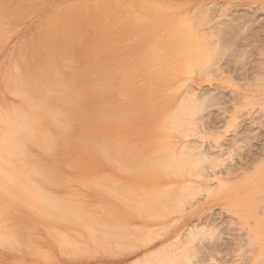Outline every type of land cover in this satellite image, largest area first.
<instances>
[{
	"label": "rangeland",
	"instance_id": "374dc122",
	"mask_svg": "<svg viewBox=\"0 0 264 264\" xmlns=\"http://www.w3.org/2000/svg\"><path fill=\"white\" fill-rule=\"evenodd\" d=\"M202 5L204 0H0V111L12 105L36 114V127L51 136L41 146L18 134L23 151L7 158L5 169L21 165L40 195L28 207L10 197L9 185L0 188V264L264 263V128L249 131L251 117L264 118V1L228 0V10L220 5L216 12ZM230 12L246 17L231 31L208 34L219 45L208 38L204 43L205 16L221 13L214 17L221 20ZM180 37L198 42L182 39L199 59L192 54L196 60H186L190 46ZM181 45L188 49L185 61ZM19 80L50 85L44 104L53 119L25 106ZM169 113H179L181 121L165 138L175 159L158 178L144 145L159 138L155 125ZM115 151L120 160L106 156ZM31 165L37 172L32 177ZM124 186L142 208L118 217L105 206L116 205ZM44 194L76 206L90 226L105 216L114 231L105 237L100 229L88 234L84 226H70L71 219L52 222L37 212L44 209L37 201Z\"/></svg>",
	"mask_w": 264,
	"mask_h": 264
},
{
	"label": "bare ground",
	"instance_id": "6f19581e",
	"mask_svg": "<svg viewBox=\"0 0 264 264\" xmlns=\"http://www.w3.org/2000/svg\"><path fill=\"white\" fill-rule=\"evenodd\" d=\"M228 0H204V5H208V4H210V5H208V6H210V8L213 10V11H215L216 10V8H217V6H222L223 5V3H225V2H227ZM235 1V0H234ZM247 1V0H246ZM256 1H260V0H256ZM264 0H262V2H263ZM196 3V2H195ZM202 3V2H201ZM230 3V2H229ZM236 3V2H235ZM257 3H259V2H257ZM231 4V3H230ZM248 4V3H247ZM204 5H202V7H204ZM228 5V4H227ZM227 5H225V6H227ZM234 5V4H233ZM207 6V7H208ZM230 6V5H229ZM240 6V5H239ZM244 6V5H243ZM261 6V5H260ZM260 6L258 7L259 9H260ZM263 6V5H262ZM223 8H224V5L222 6ZM250 7H253V6H249L248 8H250ZM255 7L257 8V6L255 5L254 6V11L255 12H257L256 14L258 15V10H255ZM201 8V7H200ZM204 8H206V7H204ZM203 8V9H204ZM223 8H222V10H223ZM202 9V10H203ZM219 9H221V7H219ZM224 9H226V7L224 8ZM234 9V8H233ZM236 9V8H235ZM237 9H238V7H237ZM236 9V10H237ZM241 9H244V8H241ZM252 9V10H253ZM226 10H228V9H226ZM230 10V9H229ZM236 10H234V11H236ZM240 10V9H239ZM263 10H264V7H263ZM205 11V13H207V11L206 10H203V12ZM212 11V12H213ZM234 11H231V12H234ZM262 11V10H261ZM208 12H210V11H208ZM216 12V11H215ZM227 12V11H226ZM230 12V14L227 16L226 14L228 13H226L225 14V16H227V18L225 19V17L224 18H222L223 20L225 19V21L224 22H222V19L220 20V19H215V18H217L218 16H220L221 15V13H219V15L217 16V17H215V16H213V13H211L209 16L207 15V16H205V18L203 19V21L205 22V25H207V27L205 28V30L203 29V33L205 34V35H207V37H206V40L204 39V38H202V39H204L205 40V42L204 43H206V41H207V38L209 37V36H212L213 38H214V35H219V34H221V33H223L224 31H225V29H228V31H229V29H230V31H231V28H234L235 27V25H236V23L237 24H241V22H240V20H239V18H243V16H244V13H242V14H239V15H237V14H232ZM244 12H245V10H244ZM253 12V11H252ZM252 12H250L251 14H252ZM255 12H253V13H255ZM264 12V11H263ZM218 13V12H217ZM241 13V12H240ZM246 13H247V11H246ZM245 13V14H246ZM215 14V13H214ZM223 14H224V12H223ZM249 14V13H248ZM250 14V15H251ZM235 15H237V16H235ZM247 15V14H246ZM250 15H248V16H250ZM211 16H213V17H211ZM255 16V15H254ZM259 16H260V12H259ZM134 17V16H133ZM143 17V16H142ZM145 17V16H144ZM143 17V18H144ZM162 17H163V14H162ZM164 17H165V15H164ZM215 17V18H214ZM221 17V16H220ZM223 17V16H222ZM246 16H244V18H245ZM136 17H134L133 18V20L135 19ZM139 18V17H138ZM137 18V19H138ZM241 18V19H242ZM248 18V17H247ZM255 18H257V16H255ZM140 19H141V16H140ZM171 19V18H170ZM173 19V18H172ZM249 19H251V16L249 17ZM260 19V18H259ZM263 19V18H262ZM146 20H147V18H146ZM152 21H150V22H146L147 24H149V23H151V22H153V19H151ZM156 20V19H155ZM157 20H159V18L157 19ZM156 20V21H157ZM163 20V19H162ZM167 20H168V18H167ZM181 20V19H180ZM179 20V21H180ZM256 20V19H255ZM154 22L153 23V25L155 26V23L157 24V26H158V23L157 22ZM164 21V20H163ZM176 20L174 19V21L173 22H175ZM182 21V20H181ZM242 21H244L243 19H242ZM168 22V21H167ZM169 22H170V20H169ZM172 22V21H171ZM183 22V21H182ZM164 23V22H163ZM176 23H178L177 21H176ZM152 24V23H151ZM160 24V23H159ZM172 24V23H171ZM175 24V23H174ZM174 24H172V25H174ZM179 24V23H178ZM150 25V24H149ZM175 25H177V24H175ZM204 25V24H203ZM202 25V26H203ZM259 25V24H258ZM144 26V24L141 26V28ZM151 26V25H150ZM153 26V27H154ZM159 26H163V25H159ZM158 26V27H159ZM180 26V25H179ZM182 26V25H181ZM184 26V25H183ZM237 26V25H236ZM261 26V25H260ZM145 27V26H144ZM156 27V26H155ZM154 27V29L156 30V28ZM160 27V28H161ZM169 28H170V26H168ZM171 27H174V26H171ZM176 27H178V26H176ZM147 28V27H146ZM149 28V27H148ZM148 28H147V30H148ZM165 28V27H164ZM164 28H162V29H164ZM186 28H187V26H186ZM204 28V27H203ZM238 28V27H237ZM236 28V29H237ZM263 28V27H262ZM150 29V28H149ZM151 29H153V28H151ZM153 29V30H154ZM161 29V30H162ZM172 29V28H171ZM174 29H176V28H173V31H174ZM236 29H235V31H236ZM146 30V31H147ZM159 30V29H158ZM166 30V29H165ZM240 30V29H239ZM257 30V29H256ZM144 31V30H143ZM149 31V30H148ZM145 32V33H149V32ZM169 30H167V32H168ZM176 31V30H175ZM185 31H186V29H185ZM188 31V30H187ZM187 31H186V33H187ZM171 32V31H170ZM254 32H256V31H254ZM264 32V31H263ZM166 33V32H165ZM169 33V32H168ZM176 33V32H175ZM178 33V32H177ZM203 33H202V31L200 32V35L202 36L203 35ZM230 33H232V32H230ZM238 33H239V31H238ZM238 33H236V35L238 34ZM251 33V32H250ZM252 33H253V30H252ZM251 33V34H252ZM172 34V33H171ZM170 34V35H171ZM174 34V33H173ZM184 34H185V32H184ZM208 34H209V36H208ZM226 34H227V32H226ZM226 34H225V36H226ZM255 34V36H256V34H257V32L256 33H254ZM253 34V35H254ZM169 35V34H168ZM199 35V37H196L195 38V40L197 41V38L199 39V41L201 40V36ZM233 35H235L234 34V32H233ZM232 35V36H233ZM235 35V36H236ZM240 35V34H239ZM239 35H237L238 37L237 38H239ZM177 36H178V34H177ZM197 36V35H196ZM221 36V35H220ZM223 36V35H222ZM221 36V37H222ZM246 36H248V35H246ZM260 36V35H259ZM259 36H257V38L259 37ZM170 37V36H169ZM174 37H176V35L174 34L173 35V38ZM187 37V36H186ZM192 37V36H191ZM203 37H204V35H203ZM212 37H210L211 38V40H209V38H208V41L210 42V43H214V45H219V43H218V41H216L215 40V42H213L214 40H212L213 38ZM172 38V37H171ZM184 38V37H183ZM182 37H180L179 38V40L180 41H182L183 42V40H185L186 38H184L183 39ZM217 38H219V36H217ZM226 38H228V36H226ZM229 38H230V36H229ZM232 38V37H231ZM234 38V37H233ZM250 38V37H249ZM248 38V39H249ZM256 38V40H258ZM262 38H264V36L262 37ZM261 38V39H262ZM183 39V40H182ZM222 39H223V37H222ZM235 39V38H234ZM240 39L241 38H239V41H240ZM191 40V39H190ZM189 40V38L187 39V41L189 42L190 41ZM194 40V42H196ZM232 40V39H231ZM236 40H238V39H236ZM236 40L235 41H233V42H236ZM247 40V39H246ZM250 40H251V38H250ZM249 40V42L251 43V41L252 40H254V39H252L251 41ZM263 40V39H262ZM175 41V38H174V40H173V45L176 43V41ZM179 41V42H180ZM186 41V40H185ZM184 41V42H185ZM186 41V42H187ZM192 41V40H191ZM203 41V40H202ZM220 41V40H219ZM223 41H225V40H223ZM227 41V40H226ZM225 41V42H226ZM255 41V40H254ZM178 42V41H177ZM182 42H180L181 44H184V42L182 43ZM193 42V41H192ZM193 42V43H194ZM208 42V43H209ZM228 42V41H227ZM238 42V41H237ZM255 42H257V41H255ZM189 43H191V42H189ZM198 42H196L195 44H197ZM218 43V44H217ZM232 43V42H231ZM238 43H240V42H238ZM257 43H261V42H259V40H258V42ZM257 43H254V44H257ZM177 44V43H176ZM175 44V45H176ZM203 44V43H202ZM226 44V43H225ZM225 44H224V46H225ZM194 45V44H193ZM221 45H223V43L221 44ZM227 45V44H226ZM238 45V44H237ZM237 45H235V43H234V47L235 46H237ZM177 46V45H176ZM175 46V47H176ZM178 46H179V49H177V50H180V44H178ZM186 45L184 44V47H185ZM190 46V44L188 45V47ZM192 46V45H191ZM191 46L188 48L187 46V48L189 49H187V48H185V49H187L188 50V52H189V54H190V52L191 51H193V48L191 49ZM195 47H196V45H194ZM245 46V45H244ZM244 46L242 47V49L241 48H239V49H235V50H243V48H244ZM253 46V47H252ZM251 46V50L250 51H252L254 48H256L257 49V47H254L255 45H252ZM257 46V45H256ZM174 47V48H175ZM193 47V46H192ZM228 47V46H227ZM230 47V46H229ZM241 47V46H240ZM173 48V51L175 50L176 51V49H174ZM176 48H178V47H176ZM232 48H233V46H232ZM246 48V47H245ZM181 49H183L180 53H181V55H179V56H182V59H183V56H186V55H182V53H183V51L184 52H186L187 53V50L185 51L184 50V48H183V45H181ZM195 49V48H194ZM227 49V48H226ZM260 49V48H259ZM264 49V48H263ZM246 50V49H245ZM174 51V52H175ZM220 51V50H219ZM230 51V50H229ZM234 51V50H233ZM232 51V52H233ZM246 51H248V50H246ZM250 51H249V54H250ZM254 51H255V49H254ZM261 51H263V50H261ZM173 52V53H174ZM195 52V51H194ZM231 52V51H230ZM244 52V51H243ZM260 52V51H259ZM245 53V52H244ZM252 53V52H251ZM257 53H258V50H257ZM179 54V53H178ZM178 54H176L177 55V57H179L178 56ZM193 53H191L190 55H192ZM196 53H194L193 55H195ZM218 54V53H217ZM239 54V53H238ZM243 53H241L240 55H242ZM259 54H261L262 55V53L260 52ZM173 55V54H172ZM193 55L192 56H189L188 54H187V57H185L186 58V60H187V58L188 57H191V59L190 60H196V57L199 59V57H201L200 55H198L197 54V56L195 57V59H193L192 57H193ZM223 55V54H222ZM224 55H226L225 53H224ZM236 56H237V54H235ZM258 55V54H257ZM264 55V54H263ZM199 56V57H198ZM212 57H213V55H211ZM239 56V55H238ZM173 58H172V60L174 61V59H175V55L174 56H172ZM215 57V56H214ZM180 59H181V57H179ZM217 58V57H216ZM215 58V59H216ZM222 58V57H221ZM177 59V61H178V64H179V60H178V58H176ZM181 59V60H182ZM220 59V58H219ZM180 60V61H181ZM184 60V59H183ZM218 60V59H217ZM235 60H237V59H235ZM234 60V61H235ZM172 61V62H173ZM185 61V60H184ZM188 61V60H187ZM218 61H220V60H218ZM228 61V60H227ZM234 61H233V64H235L234 63ZM245 61V60H244ZM244 61H241L242 63L244 62ZM251 61V60H250ZM249 61V62H250ZM208 62V61H207ZM246 62V61H245ZM174 63H176L177 64V62L176 61H174ZM173 63V64H174ZM193 63V62H192ZM192 63H189L190 65L192 64ZM229 63H231L230 61H229ZM240 62H238V64H239ZM259 63H261L260 61H259ZM176 64H174L173 66L170 64L169 66H172V67H174ZM181 64L183 65L184 64V62L182 63V61H181ZM228 63H226V64H224V66H226ZM245 64V63H244ZM258 65V64H257ZM262 65V64H261ZM177 66L178 65H176L174 68H175V70H176V68H177ZM181 66V65H180ZM179 66V67H180ZM236 66V65H235ZM238 66V65H237ZM250 67L251 66H253V65H249ZM259 66V65H258ZM168 67V66H167ZM171 67V68H172ZM190 66H188V68H189ZM215 67L217 68V66L215 65ZM215 67H213V68H215ZM219 67H220V65H219ZM241 67V66H240ZM150 68V67H149ZM209 68V67H208ZM246 67H244L243 69H245ZM259 68H261L260 66H259ZM168 69H170V67L168 68ZM167 69V70H168ZM240 69H242V68H240ZM239 69V70H240ZM261 69H263V68H261ZM247 70V69H246ZM206 71H207V69H206ZM242 71V70H241ZM263 71H264V69H263ZM208 72H210V71H208ZM252 72V71H251ZM238 73H240V72H238ZM243 73V72H242ZM264 73V72H263ZM245 74V73H244ZM42 77V76H41ZM262 78V77H261ZM43 79V78H42ZM256 79V78H255ZM22 80V82H25L26 80L24 79H21ZM45 80V79H44ZM47 80V79H46ZM151 80V79H150ZM157 80H159V79H157ZM192 80V79H191ZM196 80V79H195ZM199 80V79H198ZM41 81V80H40ZM39 80L38 81H36V82H34V81H31L30 82V80H28L27 81V84L30 86V85H32V88H29V86H26V83H21L20 82V80H19V82L22 84V89H20L21 91H22V94H24L25 95V99H24V103H25V106H28V107H30V108H32V109H34V110H37L38 112H39V115H41V116H43V117H47V118H51L52 116H53V114H55V112H53L52 110H51V108L50 107H48V106H46L44 103H45V101H46V99H47V97L49 96L48 95V93L50 94V90H51V87H49L50 85H48L47 83H45V86H43L42 84H39V83H43V81H41L40 82ZM151 81H156V78H155V80L154 79H152ZM204 81V80H203ZM58 82V81H57ZM57 82H55V83H57ZM191 83H192V81H190ZM189 82V83H190ZM201 82H202V80H201ZM253 82H257V81H253ZM34 83H36V84H34ZM258 83V85H259V81L257 82ZM37 85V86H36ZM54 85V84H53ZM256 85V84H255ZM64 86V85H63ZM211 86V85H210ZM260 86V87H259ZM259 86H255V87H259L260 88V91H261V89L263 90L264 88V86H263V82H262V85H259ZM263 86V87H262ZM21 87V86H20ZM31 87V86H30ZM61 87H62V85H61ZM153 87V86H152ZM209 87V86H208ZM254 87V86H253ZM53 88V87H52ZM190 88V87H189ZM54 89V88H53ZM57 89H59V88H57ZM206 89V88H205ZM218 89V88H217ZM62 90V89H61ZM156 90V89H155ZM252 90V89H251ZM255 90H257V89H255ZM225 92H226V90H225ZM253 94H254V92L253 91H251ZM257 92H259L258 90L256 91V93ZM213 93V92H212ZM231 93V92H230ZM260 93V92H259ZM263 93H264V91H263ZM223 94V93H222ZM232 94V93H231ZM252 95V94H251ZM256 96H258L259 98H260V96L261 95H256ZM260 99H262V98H260ZM18 106H9L7 109H3V110H1L0 111V123L2 124V127H1V129H0V188H4L5 186H10L9 188H7L8 189V191L10 192V197H12L13 199H16V200H18V201H21L22 203H24V204H26V205H28V207H29V205L31 204L32 205V199H34L35 197H37L38 195H40V189H39V186H36V185H33V183H31V184H29L28 183V181H29V176H27L25 173H24V171H23V167L20 165V167L19 166H15L14 165V167L13 166H11L12 167V169L9 171V169L11 168H9V169H5V166H6V164H7V158H8V156L9 155H11V154H13V153H18V152H21V151H23V146H22V144L21 143H19L18 142V140H17V138H16V136L18 135V134H20V133H22L23 134V136L26 138V140H28V141H30V142H32V143H36V144H40L41 146H47V145H49L50 144V138H51V136H50V133L47 131V129H45V128H38V127H36V125H35V121H36V119H37V116L38 115H34L33 113H25L24 111H21L20 109H18L17 108ZM186 108V107H185ZM183 107L180 109V111H182L183 112ZM179 111V112H180ZM172 114H174V115H172ZM57 115V114H56ZM55 115V116H56ZM249 115H252L251 113L249 114ZM179 113H169V114H164L163 116H162V118L160 119V121L159 122H157L158 124H156L155 125V131H156V133H157V135H158V137L159 138H155L152 142H150V143H145V145L144 146H146V154H145V158H148V159H150V160H152L153 161V163H157V167H155V169L154 170H152V175L154 176V177H162V175H166L167 173H168V170L169 169H171V167L169 168V161H170V159H171V161L170 162H172V160L173 159H175V157L173 156V154L172 155H170V149H169V143H168V145H167V140H165V138L166 137H168V135H169V129L171 128L172 129V131H173V128H176V126H177V124L179 123V122H181L180 121V118H179ZM262 117H263V115H262ZM261 116H260V118H256V117H251L250 119H249V131H252V129H255L256 127H259V126H263V128H264V118H262ZM38 118H39V116H38ZM51 119H53V118H51ZM58 119H60L59 117H58ZM57 119V120H58ZM59 122H60V120H59ZM59 124V123H58ZM179 125V124H178ZM262 128V127H261ZM262 128V129H263ZM170 129V130H171ZM257 129H259V128H257ZM258 131L259 130H257V132L256 133H258ZM253 132V131H252ZM255 132V131H254ZM254 132H253V134H254ZM251 133V132H250ZM255 133V134H256ZM257 135V134H256ZM260 139V138H259ZM263 142V141H262ZM49 143V144H48ZM219 143V142H218ZM167 146H168V148H167ZM220 146H221V144H220ZM223 147V146H222ZM258 147V146H257ZM262 148V147H261ZM187 150V149H186ZM190 150V149H189ZM221 150V149H220ZM251 150V149H250ZM116 152V151H115ZM186 151H184V153H185ZM251 152V151H250ZM254 152V151H253ZM113 153H114V151H113ZM117 153V154H116ZM115 154H108V153H105V154H108V155H106V156H109V157H111V158H113V160H120L121 159V154H119L118 152H116ZM166 154H168V155H170V157H167V158H165L166 157ZM186 154H188L189 155V153H188V150H187V153ZM191 154V153H190ZM253 154V153H252ZM164 158H165V161H163L164 160ZM156 160V161H155ZM232 162V161H231ZM223 163V162H222ZM231 164V163H230ZM254 164V163H253ZM33 165H35L36 166V164H33ZM225 165H227V164H225ZM32 166V165H31ZM39 166V165H38ZM173 166V165H172ZM40 168V167H39ZM38 168V169H39ZM34 169V170H33ZM138 169V171L139 172H141V171H143V169H139V168H137ZM35 168H33V166L32 167H30V169H29V171H30V177H32V176H34V174L36 173V175H37V172H35ZM41 171V170H40ZM261 171H264V169L263 170H261ZM35 172V173H34ZM224 172V171H223ZM38 173H40L39 171H38ZM208 173V172H207ZM206 173V174H207ZM228 174V173H227ZM205 176V175H204ZM6 182V183H5ZM4 183H5V185H4ZM1 185L3 186V187H1ZM115 188V187H114ZM122 188V187H121ZM130 189V191L128 192V190ZM114 190V189H113ZM121 190H124L122 193H120L119 195H118V197L116 198V199H114V201H115V206H110V205H107V206H105V208H107V209H109V210H111L112 212H114V214H116L118 217H119V213H121V212H123V213H133L134 211H136V210H138V209H140V208H142L141 207V205L142 204H138L137 203V201H136V199L137 198H135L134 199V191H133V189H131L130 187H127V186H124L123 187V189H121ZM103 191L105 192L106 190H104L103 189ZM38 194V195H37ZM33 201H35V200H33ZM37 201L38 202H41L40 203V205H42L43 206V208L44 209H42V208H38L37 209V212L38 213H40L41 215H44V216H47L52 222H55V221H58V220H68V221H70V219L72 220V223H70V226H72V225H78V226H80V227H82V226H84L83 228H85L86 229V231H87V233L88 234H91L92 232H94V231H100V230H102V232H103V235L106 237V235L109 233V235H111V233L114 231L113 230V228H112V230H111V226H107L106 225V222L104 221L106 218H105V216L104 217H98V218H95L96 220L95 221H93V226H90V225H88L87 223L88 222H92L90 219H88L86 222L84 221V216H83V212L82 211H80V209L78 210V209H76V206H75V208H73V207H70V205L69 204H65V205H61V204H59V202H58V199L56 198V197H54V196H51V195H46V194H44V195H42V196H40V199H37ZM37 201H35L36 203H37ZM35 207H36V204H33ZM34 206H33V208H34ZM47 207H48V210L47 211H43V210H46L47 209ZM115 207H117L118 209L116 210V208ZM31 208H32V206H31ZM46 208V209H45ZM109 210L107 211V210H104L103 212L104 213H107V212H109ZM104 213H103V215H104ZM113 214V213H112ZM144 214H146V212L144 211ZM155 215H157V212L155 213ZM114 215H112V217L111 218H116V216L115 217H113ZM72 217V218H71ZM92 218H94V217H92ZM91 218V219H92ZM105 218V219H104ZM211 218V217H210ZM94 220V219H93ZM117 220V219H116ZM65 221V222H66ZM67 221V222H68ZM118 221V220H117ZM209 222V221H208ZM68 224V223H67ZM94 225H96V226H94ZM185 225V224H184ZM184 227V226H183ZM100 229V230H99ZM115 229H117V228H115ZM187 229V228H186ZM188 230V229H187ZM108 231H110V232H108ZM116 231V230H115ZM188 232H189V234H190V230L189 231H187V234H188ZM102 235V234H101ZM167 238V237H166ZM169 238V237H168ZM180 238V237H179ZM178 238V239H179ZM103 239V238H102ZM61 244H63L62 242H61ZM158 260V259H157ZM164 260V259H163ZM158 261H160V260H158ZM154 262V261H153ZM151 263V264H154V263H157L156 261L154 262V263ZM160 263V262H159ZM163 263V262H162ZM264 264V263H263Z\"/></svg>",
	"mask_w": 264,
	"mask_h": 264
}]
</instances>
